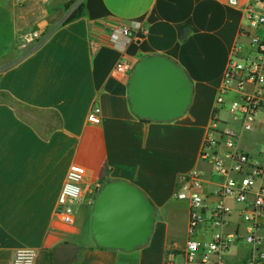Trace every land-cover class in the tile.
I'll return each instance as SVG.
<instances>
[{"label": "crops", "instance_id": "1", "mask_svg": "<svg viewBox=\"0 0 264 264\" xmlns=\"http://www.w3.org/2000/svg\"><path fill=\"white\" fill-rule=\"evenodd\" d=\"M74 1L82 5L81 16L52 28L8 66L2 63L14 46L15 26L0 6V94L11 100L0 96V264H11L18 248L38 251L35 264H163L172 249L176 258L182 253L187 236L188 203H170L179 178L194 170L207 171L209 178L200 152L247 0ZM110 21L136 22L146 33L122 54L105 44L102 22ZM148 55L180 65L191 81L183 117L144 123L130 113L128 78L114 76L113 68L122 57L133 66ZM93 107L100 109L98 124L87 120ZM222 113L225 108L217 117L229 120ZM228 126L238 131L230 120ZM255 130L264 131V124ZM254 144L248 150L240 135L251 155L264 149V143ZM73 164L85 176L69 226L55 217V206ZM110 180L136 186L155 207V231L142 249L125 253L88 245L96 186ZM238 222L234 213L225 230L232 232ZM248 252L237 244L226 264H243Z\"/></svg>", "mask_w": 264, "mask_h": 264}, {"label": "built area", "instance_id": "2", "mask_svg": "<svg viewBox=\"0 0 264 264\" xmlns=\"http://www.w3.org/2000/svg\"><path fill=\"white\" fill-rule=\"evenodd\" d=\"M243 9L239 43L231 51L200 152L210 179L207 171L194 170L179 178L173 195L175 200L188 203L187 236L178 255L180 264H226L225 256L239 243L249 248L243 264H264V149L251 155L240 145V135L254 133L257 124H264V0H247ZM102 26L106 30L105 44L122 54L146 33L141 24L131 21L102 22ZM48 35L41 39L33 33L25 40L40 39L37 46ZM89 47L91 53L96 51L94 38ZM131 70L132 65L122 57L113 75L129 78ZM223 108L238 131L228 126L229 120L217 117ZM87 120L98 124L100 109L93 107ZM84 176L83 167H69L55 206V217L64 225L75 222ZM231 203L240 209L234 212ZM234 213L239 222L232 232H227L225 228ZM37 258L38 251L18 248L11 264H35ZM163 264H177L175 249Z\"/></svg>", "mask_w": 264, "mask_h": 264}, {"label": "water", "instance_id": "3", "mask_svg": "<svg viewBox=\"0 0 264 264\" xmlns=\"http://www.w3.org/2000/svg\"><path fill=\"white\" fill-rule=\"evenodd\" d=\"M193 87L183 68L160 55L142 56L127 80L130 113L157 123L185 115ZM156 210L136 186L110 180L96 192L90 208L88 235L98 249L130 253L149 244L156 227Z\"/></svg>", "mask_w": 264, "mask_h": 264}, {"label": "rangeland", "instance_id": "4", "mask_svg": "<svg viewBox=\"0 0 264 264\" xmlns=\"http://www.w3.org/2000/svg\"><path fill=\"white\" fill-rule=\"evenodd\" d=\"M79 4V1L74 0L64 2L60 0H0V6L4 8L8 20L11 17V25L15 26L14 46L7 52L2 64H7V66L12 64L34 48L36 42L40 40L32 39L26 42L27 35L38 33L39 38H44L52 28L64 23ZM41 25L45 27L41 28ZM221 117L227 118L224 113ZM242 139L247 149L250 150L255 145L254 143L260 145L264 143V131H256L255 134L243 133ZM173 202L172 196L170 203L173 204ZM176 206L177 209H183L182 204H176ZM88 245L92 246L90 242ZM238 248L246 250V245L239 243ZM180 261L178 256L176 263L180 264Z\"/></svg>", "mask_w": 264, "mask_h": 264}, {"label": "trees", "instance_id": "5", "mask_svg": "<svg viewBox=\"0 0 264 264\" xmlns=\"http://www.w3.org/2000/svg\"><path fill=\"white\" fill-rule=\"evenodd\" d=\"M82 15V5H79L73 12H72V14L68 17V19L65 21V23L66 22H69V21H71V20H73V19H76V18H78L79 16H81ZM32 50V49H31ZM30 50V51H31ZM30 51H28L27 53H29ZM26 53V54H27ZM25 54V55H26ZM0 96H1V98L3 99V101H8V102H10L11 100L5 95V94H0ZM140 120V119H139ZM141 122H144V123H147V122H149V121H143V120H141ZM107 182V181H106ZM106 182H102L101 184H100V187L104 184V183H106Z\"/></svg>", "mask_w": 264, "mask_h": 264}]
</instances>
